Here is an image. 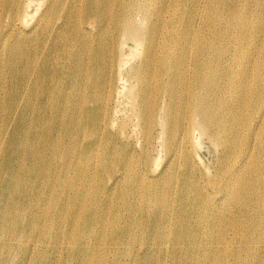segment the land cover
Instances as JSON below:
<instances>
[{
  "label": "bare ground",
  "instance_id": "bare-ground-1",
  "mask_svg": "<svg viewBox=\"0 0 264 264\" xmlns=\"http://www.w3.org/2000/svg\"><path fill=\"white\" fill-rule=\"evenodd\" d=\"M5 77L17 80L6 112L32 91L33 127L19 132L41 143L28 162L42 179L25 183L26 150L7 149L17 171L0 167V264H23L9 254L39 240L60 264H89L107 242L93 264H264V0H0ZM42 149L76 159L88 185L60 201ZM115 205L155 220L156 238H132L135 216L98 238L92 224ZM18 219L30 230H12ZM37 260L55 264L44 250Z\"/></svg>",
  "mask_w": 264,
  "mask_h": 264
},
{
  "label": "rangeland",
  "instance_id": "rangeland-1",
  "mask_svg": "<svg viewBox=\"0 0 264 264\" xmlns=\"http://www.w3.org/2000/svg\"><path fill=\"white\" fill-rule=\"evenodd\" d=\"M16 84H17V80L13 77H5L4 79L1 80V83H0V129H4V131L7 132V134L5 132H0V167L3 168V170L1 171V174L3 175V177H5V171H8V170L17 171V168L15 165L9 167L11 163V159L9 157L7 149L10 146H13L16 148L17 146L21 145L26 150V162L27 163L24 167V170L26 172L25 178L29 176L25 183H28L29 181H31V178L34 180L36 179L38 181H41L42 174L41 173H31V168L28 162L30 149L34 148L35 145H38V147L40 148L41 143L38 140L36 141L27 140L25 138L26 136L24 134H20L19 132L21 127L24 129H30L33 127L29 124V118L32 116V112L29 110L30 108H27L26 112L22 111V108L25 107V104H28V103L31 104L32 100H31L30 95L32 91L28 93L25 91L22 96L13 100V105L15 106L14 112L12 113L6 112V107L9 104V100H10V95H9V92L11 91L10 89L12 88L13 85H16ZM50 85H53L55 88H58V82L56 80H51L48 86ZM68 90L69 89H67L66 91ZM39 92L41 93V91ZM56 96L57 94L52 96V98L57 99ZM42 98H44V96ZM45 98L48 99L49 96H46ZM33 101H34V95H33ZM50 111L52 113H55V110H50ZM56 113L59 114V112H56ZM20 115L25 116L26 122L18 125L17 127H12L14 120ZM8 124L10 125L7 127ZM57 130L61 133L64 132V129L62 128H58ZM55 139L63 141L61 138H55ZM37 156L40 161H43L44 159H53L56 161L55 163H57V167L54 170H52V172L50 173V179H51L52 188L54 189V194H61L60 201L63 199V197L72 195L75 188H81L83 186L88 185V182L90 181V177L84 176L82 175V173L81 174L79 173L80 168H78L76 159H74L73 157L66 156L65 158H63L62 156H59L58 154L54 156H50L44 149L37 152ZM65 162H68V163L64 166V169H65L64 171L62 165ZM25 178L21 179L20 182L21 183L24 182ZM103 178H104L103 174H99L95 178V181L93 182V184L96 189L102 190L104 188L103 185L100 183L103 180ZM61 182H63L64 186L61 185ZM61 187H66V188L63 190L61 189ZM136 196H137V192L132 191L129 193L128 198L130 201H132ZM38 204L40 205L39 208L43 206L40 202H37L33 206L32 210H35L36 205ZM17 209H21V211H23L21 206H18ZM102 209H104L103 206H102ZM29 211H30V208H27L26 211H24L26 213L27 218L29 215ZM83 211L84 210L81 208L78 209L79 214L80 213L82 214ZM135 213H137V210L135 207L128 210L127 208H124L123 206L115 205L112 207L110 211L111 220L109 223L97 221L92 224V227L97 230L98 238H109V236L113 235L112 231L113 229H115V226H121L122 228H124L125 220H127L130 217H134ZM118 214L121 215V218H115ZM98 215L101 217L104 216V214H102V210L98 211ZM36 216L40 220H43L45 218V214L43 213V210L39 214H36ZM16 218H17V215L15 216V220ZM19 220L20 219H18L15 222V225H13L12 230L16 229L21 232L24 229L30 230V228H27L26 226V221H25L26 219H23L20 221ZM70 222L71 221L68 217L64 219L63 232L68 231ZM126 224L128 226L129 232H131L133 235L132 238H156L157 223L155 220H149L147 218V215H143L139 213L129 223H126ZM77 225L79 226V223H77ZM43 231H44V226H43V223L41 222L39 224V227L35 228L32 231V234H35L37 232L38 233L37 238H41L40 232H43ZM117 231L118 233L122 232L121 229ZM6 234L8 233L6 232L5 229L0 230L1 237L5 236ZM125 234H126L125 232H122L119 235V237L117 235L116 237L128 238L127 235ZM201 239L203 238H200L199 240ZM47 245L48 243L46 242L43 243L42 240H39L38 242H36V245L33 249L26 248L23 256H21L20 258L16 256V254L14 253H10L9 255L11 259L15 261L18 259L22 261L23 264H44L43 262L37 260V256L39 252L41 250H44L48 259L53 261L55 264H60L59 253L51 254L49 251H46ZM109 245H110V242L99 244L98 246L93 245L91 249L94 252L92 255L85 257L84 259L85 262L89 264H93L96 260L95 258L96 252H102L103 250H105L106 246H109ZM0 250H1V238H0ZM106 259H110V257L106 256ZM159 262L161 264H164L166 260L161 261V257H159Z\"/></svg>",
  "mask_w": 264,
  "mask_h": 264
}]
</instances>
